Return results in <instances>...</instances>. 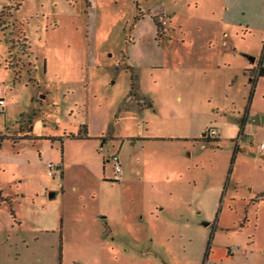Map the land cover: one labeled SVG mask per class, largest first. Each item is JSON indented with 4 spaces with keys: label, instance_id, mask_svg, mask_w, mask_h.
Returning <instances> with one entry per match:
<instances>
[{
    "label": "rangeland",
    "instance_id": "1",
    "mask_svg": "<svg viewBox=\"0 0 264 264\" xmlns=\"http://www.w3.org/2000/svg\"><path fill=\"white\" fill-rule=\"evenodd\" d=\"M227 3L0 0V264H264V0Z\"/></svg>",
    "mask_w": 264,
    "mask_h": 264
},
{
    "label": "trees",
    "instance_id": "2",
    "mask_svg": "<svg viewBox=\"0 0 264 264\" xmlns=\"http://www.w3.org/2000/svg\"><path fill=\"white\" fill-rule=\"evenodd\" d=\"M21 3L22 2H19L17 4L16 9H18L20 7ZM25 37H26L25 39H27V42H28V37L26 36V34H25ZM28 47H30V46L28 45ZM258 76H264V67L262 65H260V67L258 69V75L257 76H253L252 79H251V82L253 84V89H254V86H255V83H256V80H257ZM136 88H137V84H136L135 81H133L132 82L131 94L134 95V96L137 94V89L138 88L137 89ZM252 92H253V90H252ZM251 95H252V93H251ZM247 118H248V114L246 112L245 116H244V118L242 120V122H243L242 130L244 129V123L247 120ZM212 128H215V127H210L208 129H206V131L209 133V131ZM70 136H71V138H87L88 137V127H87V125H83V132L80 131L78 134H71ZM23 138H31V136L28 135V134L27 135L16 136V137H14V140L16 141L18 139H23ZM212 138H214V139H211L210 137H203V139H207V140H219V134H218V136H215V137H212ZM238 148H239V145L237 144V149L235 150V152L238 150Z\"/></svg>",
    "mask_w": 264,
    "mask_h": 264
},
{
    "label": "built area",
    "instance_id": "3",
    "mask_svg": "<svg viewBox=\"0 0 264 264\" xmlns=\"http://www.w3.org/2000/svg\"><path fill=\"white\" fill-rule=\"evenodd\" d=\"M3 109H4V99H1V98H0V113H2V110H3ZM209 134H210V136L215 137V136H218L219 132H218V130H217L216 128H212V129L209 131ZM244 139H245V138H244L242 135H240V136L236 139L237 144L240 145L241 142H242ZM248 139H249V138H248ZM248 139H247V140H248ZM259 146H260L261 149L264 150V143H263V142L260 143ZM113 159H114V170H115L116 175H118V174H120V173L122 172V164H121V161H120V157H119V155L115 154V155H113ZM49 166H50V174H53L54 172H56V171L52 170V169H53V168H52V167H53L52 164H50ZM56 166H58V165H56ZM57 169H58V168H57Z\"/></svg>",
    "mask_w": 264,
    "mask_h": 264
},
{
    "label": "water",
    "instance_id": "4",
    "mask_svg": "<svg viewBox=\"0 0 264 264\" xmlns=\"http://www.w3.org/2000/svg\"><path fill=\"white\" fill-rule=\"evenodd\" d=\"M250 60L252 61V62H255V60H256V57L255 56H250ZM251 121H253V122H260V115L259 114H256V115H253V116H251L250 118H249ZM206 135V132L204 133V136ZM263 157H264V155H262ZM50 195H54V193H51Z\"/></svg>",
    "mask_w": 264,
    "mask_h": 264
},
{
    "label": "crops",
    "instance_id": "5",
    "mask_svg": "<svg viewBox=\"0 0 264 264\" xmlns=\"http://www.w3.org/2000/svg\"><path fill=\"white\" fill-rule=\"evenodd\" d=\"M216 1V3L217 2H219L220 1V4H219V6H221V7H225L226 8V10H229V8H230V4H228L227 3V0H215ZM229 1V0H228ZM231 19V18H230ZM219 66V65H218ZM218 129V128H217ZM206 132V131H205ZM204 132V133H205ZM219 136H220V133H219ZM193 138V137H192ZM220 138V137H219ZM119 157L121 158V156H120V153H119ZM121 161V160H120ZM122 164V163H121ZM123 166V165H122Z\"/></svg>",
    "mask_w": 264,
    "mask_h": 264
},
{
    "label": "flooded vegetation",
    "instance_id": "6",
    "mask_svg": "<svg viewBox=\"0 0 264 264\" xmlns=\"http://www.w3.org/2000/svg\"><path fill=\"white\" fill-rule=\"evenodd\" d=\"M204 137H210L211 139H214L210 136V134L206 131V135Z\"/></svg>",
    "mask_w": 264,
    "mask_h": 264
}]
</instances>
